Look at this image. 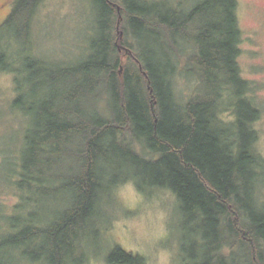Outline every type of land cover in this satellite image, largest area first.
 Instances as JSON below:
<instances>
[{"label": "trees", "instance_id": "1", "mask_svg": "<svg viewBox=\"0 0 264 264\" xmlns=\"http://www.w3.org/2000/svg\"><path fill=\"white\" fill-rule=\"evenodd\" d=\"M40 1L15 0L0 28V68L14 74L17 92L13 110L32 116L16 178L32 207L21 205L26 216L10 218L20 230L3 236L1 250L25 248L41 264H84L102 201L133 181L142 192L171 190L181 215L198 223L183 224V264H264V157L253 126L260 110L239 65L238 0L190 7L94 0L95 34L71 67L13 44L28 42ZM180 63L198 81L197 94L183 102L174 88ZM232 107L227 121L222 114ZM194 234L198 252L189 257ZM107 261L146 264L120 246Z\"/></svg>", "mask_w": 264, "mask_h": 264}, {"label": "rangeland", "instance_id": "2", "mask_svg": "<svg viewBox=\"0 0 264 264\" xmlns=\"http://www.w3.org/2000/svg\"><path fill=\"white\" fill-rule=\"evenodd\" d=\"M170 1L176 3L179 0ZM198 1L186 0L189 7ZM14 2L0 0V21L10 14ZM97 15L94 0H41L32 21L28 42H17L13 38V44L26 46L29 53L31 50L32 54L51 64L71 67L86 51L89 36L95 34L93 28ZM238 20L242 30L238 58L241 74L248 81L249 98L260 110V116L253 124L258 135L254 148L264 157V0H238ZM120 30L116 32L120 34ZM183 69L184 63H180L174 78V88L182 102L198 92V81L183 74ZM16 96L14 74L0 68V241L4 237H12L11 228L20 230L13 220L23 219L29 212V208L25 211L20 208L21 205L32 207L30 201L24 200V192L16 182L22 161L20 150L25 134L32 126V116L13 110L12 102ZM232 109L222 114L227 121H232L235 116ZM59 162L70 165L72 158L60 156ZM258 196L259 201H264V182ZM58 203H61L59 198L52 200V209L57 208ZM186 222L190 230L198 226L197 222H191L181 215L178 198L171 190L155 187L142 192L133 181L122 183L115 188L112 197L102 201L95 227L97 235L88 238L90 255L84 264H110L107 256L116 246L144 256L146 264H183V237L186 231L183 224ZM196 236L194 234L188 244L189 257L198 252L192 243ZM23 249L26 250L12 248L5 253L0 248L3 255H8L5 257L1 254L0 263L41 264L26 257ZM78 256L81 257V254Z\"/></svg>", "mask_w": 264, "mask_h": 264}, {"label": "flooded vegetation", "instance_id": "3", "mask_svg": "<svg viewBox=\"0 0 264 264\" xmlns=\"http://www.w3.org/2000/svg\"><path fill=\"white\" fill-rule=\"evenodd\" d=\"M8 17H9V15L7 17H5L2 21H0V28L4 24V22L7 21Z\"/></svg>", "mask_w": 264, "mask_h": 264}]
</instances>
